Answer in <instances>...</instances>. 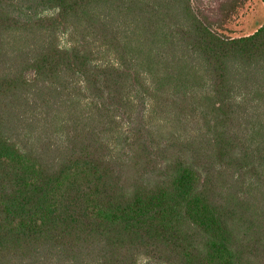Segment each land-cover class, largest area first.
I'll list each match as a JSON object with an SVG mask.
<instances>
[{"label":"trees","instance_id":"1","mask_svg":"<svg viewBox=\"0 0 264 264\" xmlns=\"http://www.w3.org/2000/svg\"><path fill=\"white\" fill-rule=\"evenodd\" d=\"M234 7L0 0V264H264V22L227 36Z\"/></svg>","mask_w":264,"mask_h":264},{"label":"rangeland","instance_id":"2","mask_svg":"<svg viewBox=\"0 0 264 264\" xmlns=\"http://www.w3.org/2000/svg\"><path fill=\"white\" fill-rule=\"evenodd\" d=\"M235 4L228 21L224 22V34L232 38L248 36L257 31L264 22V5L260 0H191L194 11L204 13L210 21L222 18L224 5ZM67 37L61 38V45H67Z\"/></svg>","mask_w":264,"mask_h":264}]
</instances>
